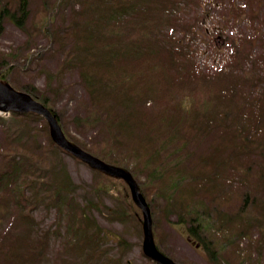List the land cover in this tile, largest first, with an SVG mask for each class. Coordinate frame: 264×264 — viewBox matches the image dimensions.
Wrapping results in <instances>:
<instances>
[{"label": "rangeland", "instance_id": "1", "mask_svg": "<svg viewBox=\"0 0 264 264\" xmlns=\"http://www.w3.org/2000/svg\"><path fill=\"white\" fill-rule=\"evenodd\" d=\"M14 1L0 0V11L4 4L12 5ZM83 1L26 0L23 28L8 18L10 13L3 14L0 74L4 73V80L17 91L27 93L35 100L37 97L45 99L54 109L66 138L83 144L86 149L100 150L104 142L101 123L81 121L88 115L90 102L96 99V95L92 96L91 81L101 76L92 70L91 79L84 81L81 76L88 71V64H80L79 58L84 53L77 46L87 38L78 36L72 27L76 21L81 24ZM238 1L246 6L242 4L244 8L237 9L235 0H164L158 6L164 9L166 19L170 18L174 23L173 32L181 33L191 45L189 55L194 60L195 71L213 78L218 74L220 78L237 75L235 95L238 96L241 89L257 101L263 97L264 108L263 59L259 60V65H254L240 51L239 59L231 62L226 40L221 50L209 49L217 34L222 36L221 39L236 37L241 41L254 35V44L249 48L248 42L244 41V54L250 53L251 60L260 55L255 46L264 30V0ZM105 9L118 10V4ZM119 9H124V2L119 4ZM44 17H50L45 20V28ZM158 19L157 16L149 17L163 32L168 24H158ZM160 21L164 22V19ZM250 72L253 77L263 72V80L256 88L249 87L242 78ZM227 78L225 76L223 80ZM223 80L220 85L226 87L228 81ZM246 93L244 100H247ZM180 97L188 98L185 92ZM150 102L148 99L144 102L148 109H151ZM259 109L257 103L256 114ZM11 112L0 111V172H4L0 179V259H8L0 260V264H158L143 252V217L132 201L129 187L112 179L114 185L110 189L107 182L110 178L53 145L42 115L17 111L30 127L27 131L15 126L17 122L19 125L20 118L12 116ZM243 117H239L241 121H244ZM244 124L248 125L246 121ZM231 130L240 133V141L247 133V129L237 126ZM258 131V127L249 129V137L255 135L251 138L252 148L232 160V148L219 149L218 144L225 143L224 135L213 125L203 137L187 145L191 152L183 158L184 170L197 168L195 160L199 164L200 157L212 155V152L214 157L230 161L225 165L213 158L212 164L223 167L225 181L219 179L218 182L235 191L229 195L232 196L230 200L219 204L222 209L218 215L219 219H224V224L220 223L225 229L244 226V234L237 236L234 233L231 238L242 263L225 252L210 256L204 247L187 240L186 224L184 227L177 222L174 209L167 208L164 199L154 195L152 188L145 190L156 243L177 264H247V256L254 259L252 264H258L256 261L264 264V142H260ZM260 131L264 138V128ZM89 142H94L93 146H89ZM11 145L18 146V154L10 153ZM27 176L30 185L45 180L50 181V185L44 183V188L36 185L33 193L28 186L20 193L16 186H26ZM144 177L141 171L134 176L141 187ZM53 182L58 189L55 195ZM192 185L194 182L190 180V190ZM11 187L12 195L1 200L2 194ZM246 193L250 195L245 203L248 207L241 214L235 206L241 205V197ZM229 206L234 214L226 216L224 209Z\"/></svg>", "mask_w": 264, "mask_h": 264}, {"label": "trees", "instance_id": "2", "mask_svg": "<svg viewBox=\"0 0 264 264\" xmlns=\"http://www.w3.org/2000/svg\"><path fill=\"white\" fill-rule=\"evenodd\" d=\"M146 1L151 0H109L107 3L105 0L83 1L81 24L76 21L72 27L79 33L78 36L87 38L77 46L84 53L79 58L80 64H88V71L85 76H81L84 81L85 78L91 79L90 70L101 76L94 82L91 81L92 96L96 95V99L90 102L89 111H86L88 115L81 118V121L86 124L101 123L99 126L101 125L104 142L100 150L86 149L83 144L79 146L111 164L125 168L133 177L137 172H143V187L138 182L137 184L149 206L145 190L152 188L154 195L164 199L167 208L174 209L177 222L186 224V227L183 226L187 234L199 242L210 256L225 252L242 263V259L234 251L231 238L234 233L237 236L244 234V226L225 229L222 227L224 219H219L218 215L222 209L219 204L230 200L232 196L229 195L235 191L218 182L219 179L225 181L221 170L223 167L213 165L212 161L215 158L225 165L230 161L216 158L212 152V155L200 157L199 164L195 160L197 168L184 170L183 158L191 152L187 145L203 137L213 125L224 135L225 143L221 141L219 149L226 146L232 148V160L252 148L251 138L255 135L250 138L247 134L252 127H258V137L261 138L260 142H264L260 131L264 128L263 97L257 101L241 89L236 96L233 89L238 83L237 75H224V78H220L218 74L213 78L195 71L192 58L187 56L183 46L177 44L179 40L173 37L172 29L169 28L168 33L158 30L154 20H149V17L155 15L142 13L147 5ZM122 2L124 9L120 10L119 4ZM154 2L159 3V0ZM117 4L118 10L105 9ZM135 8V16H129V10ZM137 12L139 13L136 14ZM8 13V18L23 28L27 13L26 0H15L12 5L4 4L0 11V22L3 14ZM47 19L43 18V28L46 27ZM160 19L157 20L158 24L163 23ZM166 22L168 23L167 20ZM260 33V55L257 58L251 60L250 53L244 54L245 45L242 46L243 56L254 62V65H259L260 59L264 61V30ZM254 38L251 35L244 40L248 42V48L250 44H254ZM80 51L76 52L79 54ZM238 59L239 57L236 61ZM188 65L190 68H185ZM252 74L253 72L247 73L242 78L249 87L256 88L263 80V72L254 77ZM4 75L1 73L0 78L4 79ZM225 76L228 78L223 80ZM222 80L228 81L226 87L220 85ZM182 92L188 96L186 100L180 97ZM245 93L247 100L243 97ZM147 99L151 101V109L145 106ZM37 100L56 114L45 99L37 97ZM257 103L260 106L258 114L255 113ZM155 107L156 109H152ZM11 114L20 118L19 125L18 122L15 125L19 130L30 129L22 115L19 116L14 111ZM240 116H244V121L240 120ZM245 121L248 125L244 124ZM233 126L247 129L242 141L238 139L240 133L231 130ZM99 133L100 129L98 135ZM93 143L89 146H93ZM17 147L11 145L10 153L18 154ZM242 150L244 151L241 152ZM99 172L110 178L107 181L110 189L114 185L112 179L126 185L120 178ZM3 173L2 170L0 179ZM25 178L26 186L17 185L16 189L21 193L30 186L28 190L36 192L34 186L37 183L30 185L28 176ZM190 180L194 182L191 186L193 191L190 190ZM49 182L45 180L37 186L44 188V183L50 185ZM54 187L55 195L58 189L56 184ZM11 190L12 187L2 194L1 200L12 195ZM24 195L20 197L23 198ZM248 196V193L243 195L241 205L235 206L241 214L248 207L245 204ZM231 207L224 209L226 216L228 213L234 214ZM212 224L215 226L212 227ZM253 261L249 256L246 257L247 264H252ZM256 262L260 264L259 261Z\"/></svg>", "mask_w": 264, "mask_h": 264}, {"label": "water", "instance_id": "3", "mask_svg": "<svg viewBox=\"0 0 264 264\" xmlns=\"http://www.w3.org/2000/svg\"><path fill=\"white\" fill-rule=\"evenodd\" d=\"M15 110L19 112L34 111L41 114L47 120L49 125L50 134L53 140L64 150L72 153L73 155L81 158L87 162L91 167L100 169L114 176H118L125 180L127 183L132 200L140 208L143 216V251L144 253L160 264H177L169 257L163 255L155 246L150 216V209L146 203L143 195L138 190L135 180L131 174L125 169L106 163L102 159L92 155L91 153L83 150L78 145L70 142L63 135L60 125L56 117L39 101L31 98L27 93L17 91L10 85L0 80V111Z\"/></svg>", "mask_w": 264, "mask_h": 264}]
</instances>
